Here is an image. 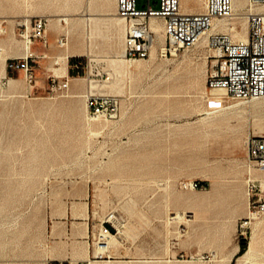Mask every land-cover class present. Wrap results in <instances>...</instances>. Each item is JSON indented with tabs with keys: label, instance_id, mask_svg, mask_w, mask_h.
<instances>
[{
	"label": "rangeland",
	"instance_id": "1",
	"mask_svg": "<svg viewBox=\"0 0 264 264\" xmlns=\"http://www.w3.org/2000/svg\"><path fill=\"white\" fill-rule=\"evenodd\" d=\"M34 17L48 43L31 44L28 85L6 65L25 52L16 24ZM113 17L115 0H0V264H241L243 241L245 264H264V171L245 145L264 136V97L211 93L205 43L165 53L163 31L147 58L125 59ZM224 21L234 38L247 25ZM99 94L115 117L89 119Z\"/></svg>",
	"mask_w": 264,
	"mask_h": 264
},
{
	"label": "built area",
	"instance_id": "2",
	"mask_svg": "<svg viewBox=\"0 0 264 264\" xmlns=\"http://www.w3.org/2000/svg\"><path fill=\"white\" fill-rule=\"evenodd\" d=\"M234 3L235 0H204L202 10L186 12L181 8V0H115L116 13L125 24L123 57L136 60L149 56L154 40L150 22L153 18L158 19L163 23L165 53L193 47L205 36L206 59L209 62L206 84L209 89L222 90L234 100L248 101L262 97L264 10L253 11L251 7L264 6V0H242L238 9L234 8ZM236 10L244 12L246 16L245 38H234L221 28H212L215 20L230 19ZM16 26L24 42L25 52L11 58L6 70L10 73L20 71L25 83L31 85L35 81V74L31 63L33 53L29 50L35 41L47 45L48 19L34 17L18 22ZM3 31V21L0 20V33ZM56 42L59 47H64L67 37L60 35ZM79 63H75V68L79 67ZM58 86L67 87L68 81L58 83ZM116 108L114 97L92 95L88 98L87 115L91 120L113 118ZM245 145L248 158L264 171V136L249 134ZM257 208L264 210V202H259ZM110 230L107 225L101 226L99 234L105 236Z\"/></svg>",
	"mask_w": 264,
	"mask_h": 264
},
{
	"label": "bare ground",
	"instance_id": "3",
	"mask_svg": "<svg viewBox=\"0 0 264 264\" xmlns=\"http://www.w3.org/2000/svg\"><path fill=\"white\" fill-rule=\"evenodd\" d=\"M185 1L187 2L188 0H185ZM241 2H242V0H235L234 8L238 9ZM203 3H204V0H193V4L194 5H193L192 8H190V10L191 11H195V10L198 11V10L203 9V6H204ZM251 9L253 11H260V10H264V6L251 7ZM243 14H244V16H239L240 13L237 12V10H236L235 13H234V15L231 18L232 19H235L236 17H243V18L246 19L245 13H243ZM60 17L52 16L50 18V21H51L50 24H51L52 27H55L56 28L60 24V20L63 19L65 21H67L70 18L69 15H67L65 17H61V18ZM86 18L87 19L95 20L94 17H92V15H87ZM113 20L117 24L123 23V19L120 16L113 17ZM231 23L232 22H226L224 20H215L213 22V27L212 28L213 29H215V28H221V29H225V30H233L235 28V26H233ZM150 25H151L152 30L154 31V40H153V44H152V48H153L154 47V43L162 42V31H163V34H164V30H163V23L160 20H158V19H154V18L151 19ZM246 33H247V25H246V23H243L242 24V27H241V30L239 32V37L240 38H245L246 37ZM204 41H205V36H202L201 39L195 45H197L200 42H203L204 43ZM125 61L126 60L124 58H119V59H112L110 61V63H111V66L113 68H118V67H122L124 65ZM61 73L64 74V73H66V71L65 70H62ZM210 92L213 93V94H215V95H218V96L224 98V92L222 90H213V89H211ZM262 97H264V96H262ZM262 97L253 98V99L249 100V102L250 101H253V100H256V99H259V98H262ZM228 107H230V106H225V108H228ZM216 111L217 110H214L213 112H216ZM111 236L113 237V234H111ZM114 241H116V240H114ZM111 243H110V245H111ZM108 245H109V241L102 242L101 245H98L97 253H100V252L106 250V248L108 247ZM237 249H238V246L236 247V250ZM254 254H255L254 245H253V243H250L248 245V247L237 256V260H238L239 263H241V264L244 263L245 264L246 261H248V260L251 261L254 258L253 257ZM230 258H232V257H230Z\"/></svg>",
	"mask_w": 264,
	"mask_h": 264
},
{
	"label": "crops",
	"instance_id": "4",
	"mask_svg": "<svg viewBox=\"0 0 264 264\" xmlns=\"http://www.w3.org/2000/svg\"><path fill=\"white\" fill-rule=\"evenodd\" d=\"M76 62H77L76 60H72L70 65H69V67H70L69 72H71L72 74L78 73V71L75 72V63Z\"/></svg>",
	"mask_w": 264,
	"mask_h": 264
},
{
	"label": "trees",
	"instance_id": "5",
	"mask_svg": "<svg viewBox=\"0 0 264 264\" xmlns=\"http://www.w3.org/2000/svg\"><path fill=\"white\" fill-rule=\"evenodd\" d=\"M204 185L206 186L207 183H204ZM245 244H246L245 241H243V242L241 243V245H240V252H243V251L245 250V246H246Z\"/></svg>",
	"mask_w": 264,
	"mask_h": 264
}]
</instances>
